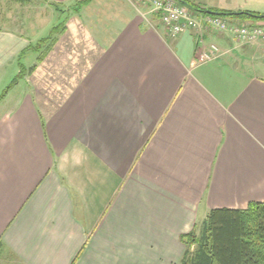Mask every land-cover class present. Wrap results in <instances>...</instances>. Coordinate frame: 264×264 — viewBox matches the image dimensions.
Returning <instances> with one entry per match:
<instances>
[{
	"label": "crops",
	"instance_id": "crops-1",
	"mask_svg": "<svg viewBox=\"0 0 264 264\" xmlns=\"http://www.w3.org/2000/svg\"><path fill=\"white\" fill-rule=\"evenodd\" d=\"M66 33L84 65L59 77L38 61L0 98V264H171L210 209L264 202V38L208 33L225 53L197 64L191 33L121 0H92ZM28 41L1 29L0 65Z\"/></svg>",
	"mask_w": 264,
	"mask_h": 264
},
{
	"label": "rangeland",
	"instance_id": "rangeland-1",
	"mask_svg": "<svg viewBox=\"0 0 264 264\" xmlns=\"http://www.w3.org/2000/svg\"><path fill=\"white\" fill-rule=\"evenodd\" d=\"M76 2L77 0H0V30H12L22 37L27 38L29 40L28 43L30 42L23 52L17 53L13 59L11 58L12 60H4L0 65V98L3 95L5 96V90L12 84L18 74L17 80L22 77L38 74V72L35 73L34 71H37L35 68L38 64L39 57L45 60L46 65L44 68L47 70V75L51 74V69L59 77L66 75L69 69V63L67 67L65 60L72 61L75 58L78 65H84L83 58L86 56V52L78 51L77 49L75 51L70 50L68 47L70 46V40H68L66 33L68 20L72 16L81 14L84 7L89 5V3L83 5L75 12L73 8ZM255 2L260 4L261 11L264 12V0H255ZM121 3L123 11L137 9L142 11V13H155L159 16V13L154 9V5L149 0H121ZM97 4L108 7V4L105 2H98ZM97 8L94 6V11L98 10ZM103 20L104 22H108L105 17ZM97 21L96 18L92 19V22L97 23ZM244 23L255 24L254 21H244L241 24ZM257 23L264 26V21H258ZM55 26L60 28L63 26V29L60 30L58 28V31L51 36L50 40L48 39L45 43L38 45V51L34 50L33 47L37 46L36 44L39 40L48 37L52 28ZM93 29L97 30V24ZM56 65H59V67H56ZM32 81L33 79L29 83H32ZM24 85L25 83L22 79L20 81V87ZM200 223L201 220L196 222V225L199 226ZM182 246L185 249L183 244ZM180 259L176 261L171 260V264H180Z\"/></svg>",
	"mask_w": 264,
	"mask_h": 264
},
{
	"label": "trees",
	"instance_id": "trees-1",
	"mask_svg": "<svg viewBox=\"0 0 264 264\" xmlns=\"http://www.w3.org/2000/svg\"><path fill=\"white\" fill-rule=\"evenodd\" d=\"M91 1L77 0L74 11L77 12ZM176 1L189 11L207 14L208 10L190 0ZM220 16L264 21V14L253 11H240L239 14L220 11L213 17ZM58 28L53 27L48 37L39 40L33 49L38 51V45L50 40ZM41 60L39 57L38 61ZM17 77L11 85L17 81ZM179 239L185 246L180 264H264V202H250L245 209H210L199 226L195 224L189 232L181 234Z\"/></svg>",
	"mask_w": 264,
	"mask_h": 264
},
{
	"label": "built area",
	"instance_id": "built-area-1",
	"mask_svg": "<svg viewBox=\"0 0 264 264\" xmlns=\"http://www.w3.org/2000/svg\"><path fill=\"white\" fill-rule=\"evenodd\" d=\"M159 13L162 25L173 35L177 36L189 32L194 36L197 53L195 62L203 64L220 58L225 52L210 43L205 44V36L211 32H231L238 45L251 44L264 38V26L255 24H230L220 17L205 16L195 18L188 8L176 0H149Z\"/></svg>",
	"mask_w": 264,
	"mask_h": 264
},
{
	"label": "water",
	"instance_id": "water-1",
	"mask_svg": "<svg viewBox=\"0 0 264 264\" xmlns=\"http://www.w3.org/2000/svg\"><path fill=\"white\" fill-rule=\"evenodd\" d=\"M207 13L210 14V15H218V12L211 11V10H208ZM234 13L235 14H239L240 12H234Z\"/></svg>",
	"mask_w": 264,
	"mask_h": 264
}]
</instances>
